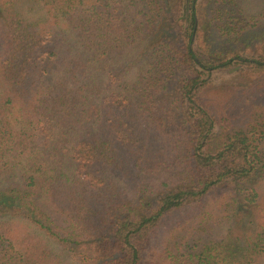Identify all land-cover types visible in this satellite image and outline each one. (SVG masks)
<instances>
[{
  "label": "trees",
  "instance_id": "obj_1",
  "mask_svg": "<svg viewBox=\"0 0 264 264\" xmlns=\"http://www.w3.org/2000/svg\"><path fill=\"white\" fill-rule=\"evenodd\" d=\"M71 259L264 264V25L239 0H0V264Z\"/></svg>",
  "mask_w": 264,
  "mask_h": 264
},
{
  "label": "rangeland",
  "instance_id": "obj_2",
  "mask_svg": "<svg viewBox=\"0 0 264 264\" xmlns=\"http://www.w3.org/2000/svg\"><path fill=\"white\" fill-rule=\"evenodd\" d=\"M239 3L248 17L253 16L260 25H264V0H239ZM219 75H222V73ZM226 76H223V78L226 79ZM234 76L231 77L233 78ZM212 226H214L210 232L212 235H221L225 232V225L223 223H214ZM74 261H72V264H75Z\"/></svg>",
  "mask_w": 264,
  "mask_h": 264
}]
</instances>
